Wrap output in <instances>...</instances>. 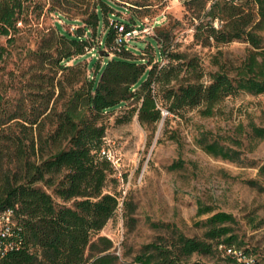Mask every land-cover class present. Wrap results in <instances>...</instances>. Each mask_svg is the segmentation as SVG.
<instances>
[{"label":"trees","instance_id":"16d2710c","mask_svg":"<svg viewBox=\"0 0 264 264\" xmlns=\"http://www.w3.org/2000/svg\"><path fill=\"white\" fill-rule=\"evenodd\" d=\"M154 1L0 0V38L5 39L0 63L6 62L8 47L25 40L21 61L28 64L19 75L24 77L19 96L9 95V86L0 88V214H12L10 235L0 237V264H260L242 248L235 219L225 212L201 223L202 238L166 226L169 237L144 245L131 261H120L111 240L100 234L119 204L127 216L134 211L116 191L117 170L103 153L109 114L126 107V120L116 118V123L136 114L141 125H153L162 118V102L171 112L198 108L202 117H210L228 97L264 94V0H182L197 21V45L238 41L251 47L237 66L215 59L217 69L207 73L196 56L167 46L158 50L153 65V56L133 58L130 50H113L118 27L130 30L143 23L136 12ZM122 9L130 12L128 19L120 16ZM45 14L76 28L54 22L41 29ZM163 38L168 41L169 34ZM107 48L113 55L104 52L100 65L97 55ZM90 49L96 58L81 64ZM130 100L136 106H128ZM250 132L264 140V128L251 124ZM198 145L209 156L239 159L236 150L207 134ZM245 183L264 191V165L257 179ZM211 211L197 202L198 216ZM218 247L222 260L192 259L213 256ZM228 248L236 253L227 254Z\"/></svg>","mask_w":264,"mask_h":264},{"label":"rangeland","instance_id":"374dc122","mask_svg":"<svg viewBox=\"0 0 264 264\" xmlns=\"http://www.w3.org/2000/svg\"><path fill=\"white\" fill-rule=\"evenodd\" d=\"M143 13L146 16H141ZM162 13L166 15V21L156 27L152 35L130 42L133 58L143 53L146 59L153 56L152 65L156 64L158 50L167 46L170 51L196 56L207 73L217 69L213 64L215 59L228 66H237L251 49L247 43L238 41L216 47L197 45L193 39L197 21L182 0H157L150 9L136 12V15L143 22H151ZM129 14L122 9L120 16L128 19ZM40 21L41 29L54 22L70 31L76 28L75 23L66 24L53 14H45ZM166 33L169 39L165 42L163 34ZM261 36L264 39V31ZM0 44H5L4 38H0ZM20 44L27 45L25 40L20 43L17 40L8 47L6 62L0 63V88L9 86L11 96H19V89L24 84V77L19 75L28 68V64L21 61L23 47ZM106 51L108 57L113 55L110 48L100 52L97 55L100 65ZM87 53L80 58L81 64L86 65L91 58H96L92 49ZM92 71L89 67L87 73ZM203 81H207V76ZM136 104L128 101V106ZM161 107L168 115L153 125H141L136 114L128 121L116 123V118L126 120V107L115 110L105 120L103 149L119 160L115 165L116 191L134 206L133 213L127 216L124 206L119 204L102 229L100 234L112 242L111 252L120 261H131L144 245L159 237H169L166 226L174 227L188 237L202 238L205 228L201 223L213 213L225 212L235 219L232 226L242 248L264 264V191L245 183L257 179L258 167L264 165V140L254 138L250 132L251 124L264 128V94L241 92L228 97L216 106L210 117H202L198 108L184 107L171 112L165 102ZM206 134L236 150L239 159L230 162L206 154L198 145L201 136ZM175 163L177 167H170ZM198 201L212 211L198 216ZM221 250L218 247L213 256H193L192 259L213 263L224 258Z\"/></svg>","mask_w":264,"mask_h":264},{"label":"built area","instance_id":"2783aa9c","mask_svg":"<svg viewBox=\"0 0 264 264\" xmlns=\"http://www.w3.org/2000/svg\"><path fill=\"white\" fill-rule=\"evenodd\" d=\"M166 21V15L161 14L158 17L154 18L151 22L145 21L141 23L138 26H135L134 28L130 30H124L123 26L118 27V32L120 33L119 36L115 40V45L113 47L114 51H121L124 50H130L129 44L132 40L138 39L142 36H149L153 34V31L156 27L159 25H162ZM162 118L166 115H168V112L166 110H161ZM106 155V158L113 164V166L117 165L118 159L115 158L110 154V152L107 150L104 152ZM11 211L7 210L0 214V237L2 236H8L10 235V218H11ZM227 254H235L236 251L232 250L231 248L226 249Z\"/></svg>","mask_w":264,"mask_h":264}]
</instances>
